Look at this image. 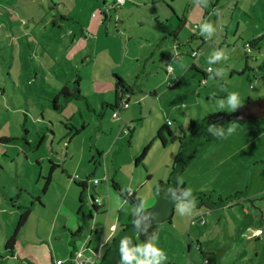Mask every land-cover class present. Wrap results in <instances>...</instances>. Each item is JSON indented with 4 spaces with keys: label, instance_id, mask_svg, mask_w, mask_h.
Here are the masks:
<instances>
[{
    "label": "rangeland",
    "instance_id": "obj_1",
    "mask_svg": "<svg viewBox=\"0 0 264 264\" xmlns=\"http://www.w3.org/2000/svg\"><path fill=\"white\" fill-rule=\"evenodd\" d=\"M76 1L87 7V14L74 9L81 25L88 18L84 34L80 24H71L70 31L67 26V33L46 34L51 23L43 19L50 16L40 0H0V264H57L60 257L71 262L74 248L93 252L102 243L106 253L105 238L112 241L133 220L134 205L112 180L151 208L167 188L179 138L191 132L192 121L197 125L214 112H232L217 108L231 92L239 94L241 105L264 96V38L250 54L244 47L264 37V0H213L217 17L209 0L203 10L193 0ZM44 3L51 6L50 0ZM192 10L179 29L180 19ZM24 20L38 36L25 39ZM205 22L216 29L211 38L217 46L201 45ZM180 44L185 53L177 59ZM197 48L196 59L192 50ZM221 49L229 59L209 64ZM194 64L197 68H191ZM170 66L177 71L172 77ZM220 68L224 76L210 79ZM116 74L134 88L119 119L103 106L115 101ZM65 86L79 87L83 98L63 102L59 94ZM167 123L174 138L165 146L157 132ZM230 124L236 127L231 135L201 141L179 186L218 202L244 193L255 171L251 191L221 208H199L201 200H195L191 217L175 211L170 221L151 224L137 240L147 242L155 233L157 247L168 257L164 264H203L200 248L214 252L218 264H264V118ZM52 163L60 167L43 193ZM81 180L89 183L82 209ZM96 198L102 201L100 212L93 207ZM27 208L29 219L11 255L7 239Z\"/></svg>",
    "mask_w": 264,
    "mask_h": 264
},
{
    "label": "clouds",
    "instance_id": "obj_2",
    "mask_svg": "<svg viewBox=\"0 0 264 264\" xmlns=\"http://www.w3.org/2000/svg\"><path fill=\"white\" fill-rule=\"evenodd\" d=\"M122 2V0H118ZM194 5L198 7H208V0H193ZM216 29L211 23L205 22L200 25V35L205 38H210L215 34ZM229 56L226 50L214 51L209 57V64H216L221 61H227ZM212 71L211 69H209ZM225 70L223 68L217 69L214 72V76L210 77H223ZM241 106L240 96L237 92H231L224 100L217 101V108L220 110L228 109L232 112H236ZM171 124V121H169ZM236 131L234 125L228 124L226 127L218 122H210L206 125V134L214 138H221L223 136L231 135ZM131 192V189L128 190ZM167 202L171 203L177 214L182 217H191L195 212V198L191 188H170L165 193ZM139 203L132 209V225L135 230V239L140 234H147L148 229L154 220H157V214L149 212L146 201L140 197H137ZM259 234V230H257ZM156 236L153 233L147 242L133 244V237L122 236L117 247L119 254L118 264H164L168 259L167 254L156 245ZM105 243L110 244L111 238H105ZM79 255V254H78ZM57 264H63L62 261H57ZM89 264L91 260L89 259Z\"/></svg>",
    "mask_w": 264,
    "mask_h": 264
},
{
    "label": "water",
    "instance_id": "obj_3",
    "mask_svg": "<svg viewBox=\"0 0 264 264\" xmlns=\"http://www.w3.org/2000/svg\"><path fill=\"white\" fill-rule=\"evenodd\" d=\"M264 118V96L247 100V102L240 106L236 112H223L218 111L212 114H209L205 119H203L200 123L195 125L191 132L183 139L181 143V149L176 159L174 165V172L170 178V187L166 188V190L160 191L158 196V202L152 206L151 208L147 209L149 212H154L157 214V220H154V223H163L166 222L168 219H172L175 208L171 203L167 202V197L162 196V192L166 193L170 188H179V177L183 174L186 167H188L193 160L198 147L201 141L205 138L212 142H218L220 138L211 137L210 134L207 135L206 132V125L210 122H218L223 126H227L232 121L236 120L242 124L248 123L250 121H256ZM255 172V171H254ZM254 172L251 175L250 183L248 185L247 190L244 193L237 194L234 197H230L225 200H221L215 202L213 199H210L208 195L205 194H197L194 196L195 200L202 198L204 203L210 208H221L225 207L231 200L235 198L247 197L249 192L251 191V185L253 180ZM130 236L133 237V244L138 240L135 239V230L134 226L130 224L127 227L122 228L118 234L114 237L111 244L109 245L104 257L102 258L99 264H118L119 261V254L117 251V247L119 245L120 238L122 236Z\"/></svg>",
    "mask_w": 264,
    "mask_h": 264
},
{
    "label": "trees",
    "instance_id": "obj_4",
    "mask_svg": "<svg viewBox=\"0 0 264 264\" xmlns=\"http://www.w3.org/2000/svg\"><path fill=\"white\" fill-rule=\"evenodd\" d=\"M119 4V3H118ZM52 8L56 7L57 5L55 4H52L51 5ZM50 6V7H51ZM59 18H63V19H66V20H69V18L63 14L61 15H58V19ZM185 16L183 18L180 19V26H179V29H181V27L185 25L186 23V20H185ZM172 35H176L177 34V31H173L171 32ZM202 38V36H201ZM264 37L260 36L258 38H253L252 40H250L248 43L252 46V51L254 48H257L258 46V43L260 40H262ZM202 42H204V37L201 39ZM206 40V39H205ZM247 44V43H246ZM245 44V46H246ZM244 46V47H245ZM177 49L178 50H181L182 48V45H176ZM200 48H197V49H193L192 50V56H193V53L194 52H197L200 56ZM246 50V48H245ZM247 54H250L246 51ZM198 56V57H199ZM198 57H193V58H198ZM211 72V71H210ZM204 75V78L206 79L207 75L206 74H203ZM116 77V82H115V85H114V92H115V101L114 103H108V102H104L103 103V106H105L106 104L112 108L115 112H119L123 109H127L129 107V102H130V99H131V94L134 93V88L132 85H130L123 77H121L120 75H115ZM128 95V96H126ZM59 97L63 100V102H68L70 101L71 99H80V98H83V94L81 93L80 91V88L79 87H76L74 89H71L69 88L68 86H65L64 88L61 89L60 91V94H59ZM55 98L54 99V103H55V107L57 109L60 108V105H59V100L58 98ZM209 98V97H208ZM252 98H249L248 100H251ZM89 105V104H88ZM127 105V107H126ZM114 112V113H115ZM196 125V123L194 121H192L191 123V127L193 128L194 126ZM28 132V131H27ZM26 132V133H27ZM188 134H185L183 137L179 138L181 143L183 141V139L187 136ZM169 136V137H168ZM157 137L162 141V143L166 146L168 141L172 138H174V133L172 131V129L170 128V125L167 123L165 124L164 126H162L158 132H157ZM44 141L43 137L41 138V142L40 144ZM146 153V151H145ZM144 153V154H145ZM57 167H60L59 164H55V163H52V166L50 168V171H49V174L46 178V183H45V186L42 190L43 193H46L47 190L49 189V186L51 185L52 183V179H53V174H54V170L57 168ZM174 166H173V172H174ZM78 185L80 187H82V192H81V196H80V202H81V205H80V209L83 208V195L85 194L86 192V189H88L87 185H88V182L87 180H81L80 183H78ZM165 183L162 182L160 184V187H165L164 186ZM89 186V185H88ZM112 186L119 192L120 196L123 197L124 199H126L127 201L131 202L134 206L137 205L139 203V200L137 199L136 195H135V192H129L128 189H126L125 191H123L119 185L114 181L112 180ZM170 186V181L167 182L166 184V187H169ZM180 188H184V186H180ZM162 191V190H161ZM38 200L41 202L40 198L38 197ZM202 204V205H201ZM199 204L200 208H206V209H211L210 207L206 206L204 203H201ZM93 207L94 209L96 210V212H100V204H96L94 203L93 204ZM30 212H31V209L30 208H27L23 213L20 214V217H19V221H18V224H17V227L13 233V235L7 239V243H6V250L8 251L9 254L11 255H14L15 254V249H16V243H17V238H18V235L21 231V228L23 226H25V224L27 223L28 219H29V215H30ZM170 221V220H169ZM129 225H123L121 227L124 228V227H127ZM81 231H77L75 233H72L73 236H78L80 234ZM114 239V238H113ZM112 239V240H113ZM112 242V241H111ZM111 244V243H110ZM72 245H74L75 247V244L74 242L72 243ZM76 249L74 248V250L71 252V257L73 259V256L75 254V251ZM101 250V257L97 260L99 261L100 259H102L105 255L104 253V250H102V248L100 247L98 251ZM201 252L204 253V262L203 264H218V257L216 256V254L214 252H205L203 249H201ZM93 254H96V253H93ZM89 255H92V254H89ZM76 262H72V264H74ZM98 264V262H97Z\"/></svg>",
    "mask_w": 264,
    "mask_h": 264
},
{
    "label": "crops",
    "instance_id": "obj_5",
    "mask_svg": "<svg viewBox=\"0 0 264 264\" xmlns=\"http://www.w3.org/2000/svg\"><path fill=\"white\" fill-rule=\"evenodd\" d=\"M56 0H50V3H51V5L52 4H56L57 6L56 7H54V8H52V6L51 7H49L48 9H47V7L45 6V3H44V0H40V6H42L45 10H47V15L48 16H50L49 17V19L48 18H45V19H43V22H45V23H47V22H50L51 23V25H50V28H51V30L50 31H46L45 33L46 34H48V33H50V32H57V33H63V32H65V33H67V32H69L70 31V29H71V27H70V25L71 24H80V27H79V29H80V31H81V34H84L85 33V27H86V24H87V20H88V18L86 17L85 18V20H84V22L83 23H86L85 24V26H83V25H81L82 24V22H80V20H78L80 17H77L76 16V14H75V8L76 7H79V9L81 10L80 11V13L81 12H83V13H85V14H87V10H85V8H87L86 6H84L83 7V3H81V5L80 6H77V1L76 0H60V1H56ZM210 2H211V5H212V7H213V12H214V17H217L216 16V13H217V11H218V5H217V1L216 2H213V0H209ZM219 1V0H218ZM27 3H30V1H28ZM107 5V4H106ZM35 6V5H34ZM40 6L38 7L37 5H36V8H37V12L41 15V17H44V15H42V13L41 12H39L38 11V9L40 8ZM24 7L26 8V7H28L25 3H24ZM109 8V7H108ZM201 10H203V7H199ZM51 9V10H50ZM195 10V9H194ZM194 10H192L191 12H190V15L188 14V16L185 18V20H186V22H188V20L191 18V16H192V12L194 11ZM61 14H63V15H65V16H67L68 18H69V20H66V19H63V18H59L58 19V15H61ZM175 14L177 15V12H175ZM204 14L205 15H209V12H207V10L205 9V11H204ZM28 15V14H27ZM87 16V15H86ZM89 16V15H88ZM196 16H198V17H200L201 18V16H202V14H201V11H199V12H197L196 13ZM90 18V17H89ZM33 22L35 23V24H39V22H37L36 21V17L35 16H33ZM24 25H27V27L26 28H24V37H25V39H29V35H31V34H34L35 36H38V33H37V31H36V27H32V25H30L29 26V24H28V22H27V20L25 21L24 20ZM67 26H69L68 28H69V31H66V28H67ZM46 28H49L48 26H45ZM40 30V29H39ZM36 31V32H35ZM201 36L202 35H199L198 37H200L201 38ZM202 38H203V36H202ZM201 38V39H202ZM211 38V37H210ZM200 39V41H201V45H203V47H207V48H211V47H213V46H217V44H216V42H214V39L213 38H211V39H209V38H207L206 40H205V38H204V42H202V40ZM200 45V46H201ZM199 46V47H200ZM177 48V47H176ZM185 52H184V50H179V52L177 53V55H176V58L178 59V58H181L182 57V55L184 54ZM139 60V59H138ZM137 60V61H138ZM197 65L196 64H194V65H192V67L191 68H197L196 67ZM199 67V66H198ZM174 72H175V74H176V70L174 69L173 70ZM188 73L189 72H187V73H185V74H182V76H180V77H178V81H179V83H181L182 82V80H183V75L184 76H186V75H188ZM117 75H119V74H117ZM177 77V76H176ZM207 77V76H206ZM178 83V84H179ZM112 90L114 91V86L112 87ZM157 90H159V89H156L155 90V94H158V92H157ZM57 98V97H56ZM106 102H108V101H106ZM104 103V102H103ZM108 103H110V102H108ZM124 110V109H123ZM122 111V110H121ZM120 111V112H121ZM100 182V181H99ZM199 208H200V206H199ZM90 242H91V240H90ZM102 248V250H104L105 249V245H104V243H102V244H100V245H98V248L95 250V251H93V252H90V249H87L86 250V253H90V254H93V253H97V250L99 249V248ZM54 258H57V256L55 255L54 256ZM54 258H52L53 260H54ZM66 261L65 263H63V264H72V262H70L69 261V259H64V258H59L58 259V261Z\"/></svg>",
    "mask_w": 264,
    "mask_h": 264
},
{
    "label": "built area",
    "instance_id": "obj_6",
    "mask_svg": "<svg viewBox=\"0 0 264 264\" xmlns=\"http://www.w3.org/2000/svg\"><path fill=\"white\" fill-rule=\"evenodd\" d=\"M125 0H122V2H118V3H123ZM245 48H246V51L248 52V53H251L252 52V46L249 44V43H247L246 44V46H245ZM199 56V54L197 53V52H194L193 53V57H198ZM209 69H211L212 70V68L211 67H209ZM208 69V70H209ZM173 67L172 66H170V68H169V70H168V74H169V76L170 77H172V74H173ZM210 71V70H209ZM126 107H127V105H126ZM114 117L115 118H117V119H119L120 118V115H119V112H115L114 113ZM95 183H99V180L98 179H95ZM88 185H89V183H88ZM87 185V187L89 188V186ZM94 203H96V204H101L102 203V201L100 200V199H98V198H96L95 200H94ZM79 254V255H78ZM101 257V250L100 251H98L96 254H92V255H89V254H86L85 253V251H76L75 252V254H74V256H73V259L71 260V262H76V264H89V259L91 260V264H97V260L99 259ZM62 262L63 263H65L66 261L64 260H62Z\"/></svg>",
    "mask_w": 264,
    "mask_h": 264
},
{
    "label": "flooded vegetation",
    "instance_id": "obj_7",
    "mask_svg": "<svg viewBox=\"0 0 264 264\" xmlns=\"http://www.w3.org/2000/svg\"><path fill=\"white\" fill-rule=\"evenodd\" d=\"M251 100H252V99H251ZM169 187H170V186H169ZM169 187H167V188H169ZM179 188H180V186H179ZM162 191H163V190H162ZM162 196H164V197L166 196L164 192H162ZM208 196H209V195H208ZM209 198H210V199H213V198L210 197V196H209ZM158 200H159V198H157L156 203L158 202ZM196 200H201V203H204V201H203L202 198H199V199H196ZM232 201H233V200H231L230 202H232ZM230 202H229V203H230ZM201 203H200V204H201ZM204 204H205V203H204ZM201 205H202V204H201ZM205 205H206V204H205ZM206 206H207V205H206ZM216 208H217V207H216ZM211 209H214V208H211ZM169 220H171V219H168L167 221H169Z\"/></svg>",
    "mask_w": 264,
    "mask_h": 264
}]
</instances>
